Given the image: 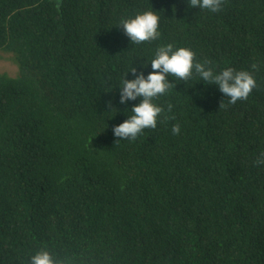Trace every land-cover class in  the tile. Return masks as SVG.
I'll list each match as a JSON object with an SVG mask.
<instances>
[{"label": "trees", "instance_id": "1", "mask_svg": "<svg viewBox=\"0 0 264 264\" xmlns=\"http://www.w3.org/2000/svg\"><path fill=\"white\" fill-rule=\"evenodd\" d=\"M151 10L159 37L132 44L119 21ZM167 44L256 87L169 77L156 127L117 141L139 98L116 88ZM0 51V264H264V0H0Z\"/></svg>", "mask_w": 264, "mask_h": 264}, {"label": "clouds", "instance_id": "2", "mask_svg": "<svg viewBox=\"0 0 264 264\" xmlns=\"http://www.w3.org/2000/svg\"><path fill=\"white\" fill-rule=\"evenodd\" d=\"M222 0H188L192 8L208 10L215 13L220 10ZM155 11H144L119 21L124 35L132 44H140L144 41L156 40L159 37V16ZM194 52L186 47L173 45L158 46L147 64H142L141 71L131 68L127 73L132 75L128 80L125 75L120 81L118 90V103L124 105L128 102L137 101L131 106V115L127 116L118 125L111 128L114 138L119 140H134L147 128H155L158 116L163 108L154 103L158 96L164 95L170 88L175 87L169 77L186 81L193 73L199 80L207 85L215 86L218 91L229 98V103L246 99L248 94L256 87V81L247 70L236 71L231 67L215 71L208 66L209 62H195ZM150 65L151 71L144 74V69ZM255 69V65L252 66ZM174 82V80H171ZM106 107H112V101L106 102ZM170 107V106H169ZM172 133L180 132L179 125H173ZM29 264H61L47 250L37 251L29 258Z\"/></svg>", "mask_w": 264, "mask_h": 264}, {"label": "rangeland", "instance_id": "3", "mask_svg": "<svg viewBox=\"0 0 264 264\" xmlns=\"http://www.w3.org/2000/svg\"><path fill=\"white\" fill-rule=\"evenodd\" d=\"M4 53L0 51V72L6 73L9 76H14L18 67L10 56L3 55Z\"/></svg>", "mask_w": 264, "mask_h": 264}]
</instances>
